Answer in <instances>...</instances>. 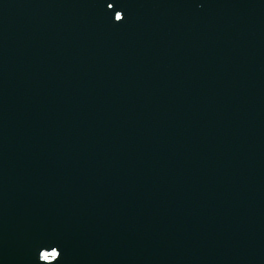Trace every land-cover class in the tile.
Wrapping results in <instances>:
<instances>
[{
    "label": "water",
    "instance_id": "water-1",
    "mask_svg": "<svg viewBox=\"0 0 264 264\" xmlns=\"http://www.w3.org/2000/svg\"><path fill=\"white\" fill-rule=\"evenodd\" d=\"M76 6H67L66 9L71 11ZM83 10L87 12L88 7L85 6ZM94 10L102 13L100 6ZM119 11L128 14L123 9ZM137 13L143 14L142 11ZM37 18V14L29 18L23 28L25 35L21 36L20 44L30 56H36L37 60L42 59L47 52H52L61 67L54 71H49L47 65L31 68L28 76H23L22 79L28 85H38L43 94L40 90H27L23 96L29 104L38 107L47 105L49 111L36 112L39 115H55L56 117L51 118L56 125L59 121L60 125L73 127L71 122L65 123L64 117L67 113L73 115L76 122L81 115H87L93 122L97 120L95 123H102L100 132L105 133L106 137L103 135L105 140L101 152L106 155L102 159L97 158V163L92 165L94 160L86 150L97 153L98 150L95 147L90 149L89 140L96 134L90 130L89 135L93 137L85 140L86 150L81 152V160L84 165H91V170L95 167L92 176L101 185H105L109 193L116 192L122 202L130 204L134 215L139 219L137 229L142 235H132L127 229L121 231L122 227L113 224L102 208L106 194L98 192L88 183L81 195L87 204L94 207L62 205L61 208H66L64 215L70 221L65 222V216L60 217L59 211L49 214L41 207L43 202L26 200L18 195L14 185L16 181L13 177H7L0 168V223L18 239L17 244L8 248L15 255L19 252L24 255L31 254L32 249L29 246L23 247L24 243L37 244L43 238V243L53 258V264H186L187 259H190L187 264H264V152L258 151L251 155V164L238 178L240 189L236 193L219 195L224 181L219 177L218 170L212 168L206 175L203 187L204 192L211 198L189 196L190 191L196 188L200 173L194 167L198 165L197 162L204 152L212 147L216 138L243 133L251 135L249 131L252 126L248 120L241 119L245 112L239 104L243 102L240 99L242 95L252 97L251 94L259 90L257 84H250V72L256 70L257 65L264 67V39L262 44L253 42L247 47L234 48L232 60H238L245 48H251L244 62L245 71L240 77L241 80L230 78L223 68L213 63L210 68L223 74L213 80L207 73L200 77L194 76L201 85L199 89H194L193 86L185 89L183 83H178L179 90L174 94L168 88L156 86L154 82L148 86L150 93L131 89V96L136 99L133 103L135 110H132L122 108L125 95L117 99L111 98L114 92L118 95L126 89L130 84V77L124 76L119 81V73L115 71L111 84L113 91H109V95L106 90L100 91L99 95H88L86 86L91 80L98 79L93 80L89 75L86 79L87 77H82L79 70L74 68L75 63H85L82 58L74 57L70 61L59 56L68 49L67 46L62 45L59 54L49 50L47 35L41 39L42 36H38L34 30L31 31ZM87 22L95 23L96 20L90 17ZM113 22L111 32L118 39L116 29L119 24L117 20ZM16 24L15 18H12L7 25L15 27ZM151 24L155 25L154 21ZM75 27L79 33V29L86 25L80 21ZM49 30V27L43 28L45 33ZM86 31L88 30H83L82 34ZM87 33L93 31L89 30ZM71 37L72 31H69L67 40ZM80 39L87 40L88 36ZM90 39L97 44L96 50L93 51L92 46L86 48V43L80 44L81 49L87 51L81 54H86L91 68L102 69L100 66L104 63L116 64L128 58L130 50L123 48L117 40L108 41L104 32L100 35L92 34ZM110 46L113 49L108 52ZM191 70L195 73V68ZM102 75L109 76L110 73L103 72ZM170 81L174 82V79ZM205 89L212 93L211 102L229 107L230 110L226 113L227 123L224 126L213 123L214 130L209 137L196 135L194 131L182 133L179 128L167 129L168 122L178 116L177 109L187 108L185 105L189 96ZM225 110L218 109L219 115L225 114ZM113 115H118V120L124 123L123 132H116L112 127L103 130L102 126L109 125ZM189 115L190 112L187 111L184 118ZM199 115L203 116L204 113ZM7 122H0V130ZM137 126L147 133L154 146V157L150 161L141 156V146L137 140L126 141L128 148H124L125 139L136 131ZM83 132L84 129L76 131L81 137ZM23 136L22 131L10 126V130H6L1 138L0 152ZM73 141L77 143L76 139ZM25 150L26 159L13 157L11 162L15 170L12 173L22 170L23 164L36 170L37 155H48V147L45 145L36 149L28 147ZM53 161L61 162L58 153ZM227 161L230 163L231 172L232 162ZM40 174L43 188L53 189L49 171ZM232 174L229 173L228 177ZM52 175L55 177V174ZM56 183L63 185L59 190L60 196L65 200H72L69 188L62 182ZM26 193L34 197L37 190ZM70 227L74 228L73 233L72 230L70 232ZM60 230L66 234L70 232V237L59 236Z\"/></svg>",
    "mask_w": 264,
    "mask_h": 264
},
{
    "label": "snow or ice",
    "instance_id": "snow-or-ice-1",
    "mask_svg": "<svg viewBox=\"0 0 264 264\" xmlns=\"http://www.w3.org/2000/svg\"><path fill=\"white\" fill-rule=\"evenodd\" d=\"M107 7H108V8H113V4L109 3V4L107 5ZM115 15H116V18H117L118 21H122L123 18H124V17H123V13L120 12V11L115 12ZM44 255H45V257H47V256L49 255V253H45ZM52 255H57V253H52ZM58 256H59V254L57 255V257H58Z\"/></svg>",
    "mask_w": 264,
    "mask_h": 264
}]
</instances>
